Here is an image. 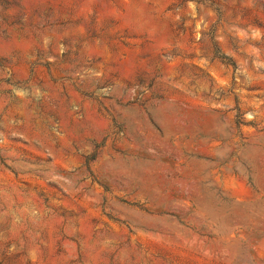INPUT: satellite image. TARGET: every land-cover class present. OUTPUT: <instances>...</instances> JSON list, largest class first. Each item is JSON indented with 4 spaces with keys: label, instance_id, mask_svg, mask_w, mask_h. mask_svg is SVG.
Wrapping results in <instances>:
<instances>
[{
    "label": "rangeland",
    "instance_id": "obj_1",
    "mask_svg": "<svg viewBox=\"0 0 264 264\" xmlns=\"http://www.w3.org/2000/svg\"><path fill=\"white\" fill-rule=\"evenodd\" d=\"M0 264H264V0H0Z\"/></svg>",
    "mask_w": 264,
    "mask_h": 264
}]
</instances>
